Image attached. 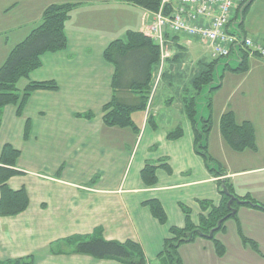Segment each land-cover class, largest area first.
Wrapping results in <instances>:
<instances>
[{
  "label": "crops",
  "instance_id": "0c3cea01",
  "mask_svg": "<svg viewBox=\"0 0 264 264\" xmlns=\"http://www.w3.org/2000/svg\"><path fill=\"white\" fill-rule=\"evenodd\" d=\"M21 3L25 9L18 13L16 8ZM62 4L76 5L66 23L67 47L43 55L42 66L30 74L23 87L32 82H54L58 90L34 92L21 116L13 105L6 106L1 114L0 168L17 172L7 184L12 191H25L29 206L18 216H0V260L121 264L76 254L67 243L68 239L100 231L107 241L140 245L149 264H165L159 255L170 237L169 229L186 226L182 207L198 226L210 208L218 207L222 201L219 181L227 180L236 195L250 196L264 205V101L245 95L235 102L231 99L243 89L245 80L235 85L224 106L218 105L216 95H211V111L206 105L198 109L200 125L208 115L212 119L208 153L226 173L224 178L216 177L196 152L195 131L184 100L193 95L194 80L214 60L211 49L198 38L173 36L169 42L172 60L179 61L183 50L192 53L195 59L190 68L183 66V72L178 74L175 65L170 64L164 74L161 71L149 108L133 113L134 128L110 127L105 124L103 108L114 96L127 105L142 107L143 102L135 89L138 82L129 75L121 74L123 87L114 88L116 68L104 59V52L111 43L125 40L129 32L142 33L144 16L149 13L116 0H0V29L8 23L9 13L13 22L21 26L18 29L27 30V38L41 24L47 7ZM240 9L233 11L231 26L238 23L247 38L264 46V0H254L242 23ZM259 11L262 16L256 20ZM135 13L139 15L133 16ZM151 21L150 18L146 24ZM207 57L211 62L206 61ZM255 58L262 59L254 56L250 60ZM2 66L0 61V69ZM157 67L151 68L153 78L159 74ZM256 68L264 72V64H249V70L241 74L250 75ZM196 70L199 73L193 77ZM260 77L257 83L262 85L264 75ZM174 83L178 85V95L162 97ZM222 88L223 85L217 95ZM229 111L238 124L253 125L256 151L235 152L224 140L220 120ZM84 114H92L93 118L79 117ZM177 131H182L181 137L169 140L168 135ZM5 146L20 153L12 166L1 164ZM147 165L156 167L157 184L153 187L142 179ZM153 200L165 210L166 225L152 216L147 203ZM203 202L211 204L206 211L201 207ZM240 233L253 240L261 254L245 245ZM217 239L226 247L225 259L218 264H264V211L240 206L237 219L228 220ZM213 247L208 239L197 238L180 246L178 253L184 264H206Z\"/></svg>",
  "mask_w": 264,
  "mask_h": 264
},
{
  "label": "trees",
  "instance_id": "16d2710c",
  "mask_svg": "<svg viewBox=\"0 0 264 264\" xmlns=\"http://www.w3.org/2000/svg\"><path fill=\"white\" fill-rule=\"evenodd\" d=\"M122 3L131 4L140 7L145 11L157 13L161 6L162 0H116ZM254 3H251V5ZM250 5V6H251ZM76 5L62 4L51 5L45 9L42 15L41 24L25 39L24 42L17 45L5 64L0 69V124L1 114L6 106L13 105L17 107V114L21 116L30 96L37 91H57L58 85L54 82H32L23 89H18V84L23 79H27L30 74L42 66L41 58L47 53H57L66 49L67 37L65 34L66 23L70 20ZM242 6V5H241ZM240 6V8H241ZM249 6V7H250ZM247 8V10L249 9ZM245 11L244 15L246 14ZM246 37V35H245ZM243 45V44H242ZM241 45V46H242ZM239 46L238 52L232 51L231 56L237 60L239 66L233 69L229 64L228 70L235 73H246L249 70V60L260 54H251L249 50ZM104 59L113 64L116 68V76L114 88L120 89L119 79L121 74L129 75L136 79L138 83L135 89L138 90L139 100L143 102L141 106H133L122 103L114 96L113 100L104 106V121L107 126L118 128H134L132 115L135 111L145 109L147 98L150 91V83L152 79L153 66L160 64V49L158 45L146 37L143 33L129 32L125 40H117L109 45L104 52ZM221 59H214L206 65V70L198 76L193 84V95L185 98V111L193 124L195 131V149L200 155L211 172H215L216 177L224 178L225 171L216 163L208 153V138L212 128V119L209 117L202 124L198 125V105L199 98L205 87L213 83V73L219 65ZM135 85V84H134ZM137 87V88H136ZM147 88V89H146ZM221 85L215 89H211L207 95L205 103L208 111H211V95L213 91L219 90ZM86 119H92V114L79 115ZM220 131L224 140L235 152L241 153L246 150L256 151V134L253 125L249 122L238 124L234 114L226 112L220 120ZM182 131L170 133L169 140H175L181 137ZM20 153L11 146H5L2 151L1 164L12 166ZM14 170L0 168V216L15 217L25 212L29 206V198L25 191H12L8 186V180L16 175ZM142 179L144 183L153 187L157 184L156 167L147 165L142 171ZM219 190L222 201L218 207H211L208 202L201 203V207L206 211L208 207L211 209L209 214L201 219L200 224L195 226L191 222V213L182 207V211L186 216V226L181 228L171 227L169 229L170 237L165 240L164 248L159 255L160 260L165 264H184L179 256L178 250L180 246L191 243L197 238L206 239L212 230L217 228L218 223L223 220L222 226L214 234L213 241L218 255L225 254L224 245L216 238L218 233L225 229V224L230 219H237V210L240 204L236 201L231 208L236 210V214L231 216V209L228 207L230 196H234L237 200L246 202L244 206H250L255 209L264 211V205L255 201L250 196L240 197L236 195L232 185L227 180H221ZM226 188L230 196L225 195L223 189ZM152 216L161 224L166 225L167 215L162 205L156 201L147 203ZM202 233L204 236H199ZM190 234V237L188 236ZM241 235V233H240ZM243 243L248 245L261 254L258 245L250 239L243 236ZM68 244L74 247V252L79 255L90 256L97 260H113L121 264H149L141 246L127 241L125 243L107 241L101 237V232L96 231L92 236L85 238H71L67 240ZM0 264H33L31 258H21L14 260H0Z\"/></svg>",
  "mask_w": 264,
  "mask_h": 264
},
{
  "label": "built area",
  "instance_id": "2783aa9c",
  "mask_svg": "<svg viewBox=\"0 0 264 264\" xmlns=\"http://www.w3.org/2000/svg\"><path fill=\"white\" fill-rule=\"evenodd\" d=\"M247 0H162L160 9L153 14L151 23L146 24L144 34L160 49L159 74L152 86L147 102L149 108L155 93L157 81L161 76L162 65L169 59V42L173 36L195 37L210 49L213 59L229 58L240 40L229 33L232 13ZM148 21V15L144 16ZM199 22L206 24L201 25ZM242 48L251 54L264 57V47L245 39ZM146 107V108H147Z\"/></svg>",
  "mask_w": 264,
  "mask_h": 264
},
{
  "label": "rangeland",
  "instance_id": "374dc122",
  "mask_svg": "<svg viewBox=\"0 0 264 264\" xmlns=\"http://www.w3.org/2000/svg\"><path fill=\"white\" fill-rule=\"evenodd\" d=\"M28 5H30V4H28ZM24 9L25 8H24V4L23 3L19 4V6L16 8L18 13H21ZM146 12H148V11H146ZM148 13H149L148 14V20H150V18L153 20V14H155V13H153V12H148ZM138 15H139V13L133 14V16H138ZM146 15L147 14H145V16ZM11 16H13V15L8 13V15L6 16V19H7L8 23L4 24L3 27H1V29H0V31H2V32H0V61H1V64H3V65L7 61V59L10 56L12 50L17 45H19V43L21 41H23L22 39L25 38V34L27 33V30H24V32H22V30L18 29V28H21V26L18 27L17 23L13 22V19H11ZM261 16H262V14L259 11V14L257 13L256 20L258 18L260 19ZM119 20H121V17H119ZM252 35L255 37V35L253 33H250V36H252ZM244 37H245V35H244ZM25 39H24V41H25ZM2 48H4L5 50L1 51ZM170 48L171 47L169 46V53L171 54V56H170V58L168 60H165V62L163 63L162 69H161L162 74H164V70L168 69L170 64L172 66L175 65L173 68L174 69L177 68L176 73H178V74H181L183 72L181 70L183 68V66L187 67V68H190V64L193 62V58L195 59L194 55L192 53L189 54L187 51L183 50V52H180L183 55V57L179 61L174 63V60H172V53H171L172 49H170ZM5 57H6V60L4 61ZM170 59L172 60L171 62H169ZM206 61L208 63L211 62L210 57H207ZM184 63L186 65H183ZM228 64L233 69H237L238 66H239L238 62L235 59H233V58L221 59L220 60L219 65L217 66V68L215 69V71L213 73V76H214L213 77L214 78L213 83L210 86L205 87V89L203 90L202 95L199 98V105H198V109L199 110L202 109V108H205V103L207 101V95L210 92V88L211 87L215 88V87H217L219 85H223V88L220 91V93H218V95H217V92L219 90L213 91L212 97L216 95L217 96L216 100L218 102V105L220 104V105L224 106V104H226V102L230 99V93H231V91H233V88L235 87V85L238 82H241L243 80H245L244 81V85H243L244 86L243 89L239 93H236L233 96V98H231V99H233V101L235 102V101L238 100V98H241L243 95H245V96H249V97L255 96L258 101L260 100V98H261V101H264V84L259 85L257 83L258 80L262 79L260 76H261V73L264 75V72L260 71V70H258L256 68L257 70L253 71L250 75L243 76L241 73H234V72H231L230 70L226 69ZM249 64L251 66H253L254 64H261L262 65V64H264V60H262L260 58H255V59L250 60ZM197 73H199L198 70H196L194 72L193 77ZM234 74H240V75L237 76V75H234ZM156 78H157V74H154V78L152 79V81L150 83V90H151V87L155 85ZM25 80L26 79H23L22 81L19 82V84H18V89L19 90L23 89L24 84H25ZM186 81H188V78L185 79L184 82L186 83ZM156 88H157V86H156ZM149 93H150V91H149ZM163 95H173V96L178 95V85L176 83H174L172 89L171 90L166 89V91L164 93H162V97H163ZM261 109H263V111H264V108H261ZM261 141H262L261 144L264 146V137L262 138ZM218 234H220V233H218ZM229 236H230V238L232 237L230 232H229ZM243 236L244 235L241 234V237L240 236L239 237L241 239H243ZM209 241L213 242L211 240H209ZM242 242H243V240H242ZM213 248H214V251L210 252L211 256L207 259L208 262H206V264H218L217 262H219L220 259H225L226 247H225V254L223 256L218 255V253L216 252L215 245H214ZM207 260H205V261H207Z\"/></svg>",
  "mask_w": 264,
  "mask_h": 264
},
{
  "label": "water",
  "instance_id": "95a60500",
  "mask_svg": "<svg viewBox=\"0 0 264 264\" xmlns=\"http://www.w3.org/2000/svg\"><path fill=\"white\" fill-rule=\"evenodd\" d=\"M252 2H253V0H248V1L242 6V8L240 9V11H239V23H242L244 13H245V11L247 10V8L251 5ZM238 25H239L238 23L233 24V25L230 27V33H231V34H234V35H238V36L240 37V44H243V43H244V35H243V33L239 30V26H238ZM239 46H240V45H236V46L234 47L235 54H237V52H238L237 49L239 48ZM233 59H234V58H233ZM235 60H236V59H235ZM236 61H237V60H236ZM219 86H220V85H219ZM219 86H217V87H219ZM217 87H215V88H217ZM215 88H214V87H211V88H210V91H211V89H215ZM209 93H210V92H209ZM209 93H208V94H209ZM206 108H207V107H206ZM208 117H209V115H208L206 118H204V120H206ZM197 120H198V124L200 125L201 117H198ZM223 192L225 193V195L230 196L229 193H228V190H227L226 188L223 189ZM235 201H236L238 204H240V205L247 204L246 202H242V201L237 200L234 196H230V201H229V203H228V207L231 209V216H234V215L236 214V210L231 208L232 204H233ZM222 223H223V220L220 221V222L218 223L217 228H215L214 230H212L208 236H205L206 239H208V240H212V239L214 238V234H215L217 231H219V229L221 228ZM198 234H199V236H204V235H202V233H199V232H198ZM188 236L190 237V234H189Z\"/></svg>",
  "mask_w": 264,
  "mask_h": 264
}]
</instances>
